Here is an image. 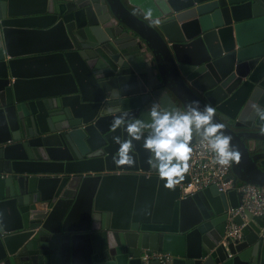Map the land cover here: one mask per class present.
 Here are the masks:
<instances>
[{
    "label": "water",
    "instance_id": "95a60500",
    "mask_svg": "<svg viewBox=\"0 0 264 264\" xmlns=\"http://www.w3.org/2000/svg\"><path fill=\"white\" fill-rule=\"evenodd\" d=\"M211 135L264 188V0H0V264H264L236 191L181 197Z\"/></svg>",
    "mask_w": 264,
    "mask_h": 264
},
{
    "label": "built area",
    "instance_id": "2783aa9c",
    "mask_svg": "<svg viewBox=\"0 0 264 264\" xmlns=\"http://www.w3.org/2000/svg\"><path fill=\"white\" fill-rule=\"evenodd\" d=\"M233 154L227 141L219 135L201 138L181 155L179 175L187 176L189 183L180 187L181 197L193 195L215 186L219 193L236 191L240 197L239 206L227 212L225 239L234 242L242 240V228L251 217L264 216V188L239 183L232 178ZM239 215L243 224L238 226L234 218ZM142 264H172L170 253L144 251L140 256Z\"/></svg>",
    "mask_w": 264,
    "mask_h": 264
},
{
    "label": "crops",
    "instance_id": "0c3cea01",
    "mask_svg": "<svg viewBox=\"0 0 264 264\" xmlns=\"http://www.w3.org/2000/svg\"><path fill=\"white\" fill-rule=\"evenodd\" d=\"M90 211L91 210H90L89 205L87 203H84V204L81 205L80 212L78 211V213L80 214V216H82V217L84 216L85 217ZM83 214H85V215H83ZM84 217H83V219H84Z\"/></svg>",
    "mask_w": 264,
    "mask_h": 264
}]
</instances>
